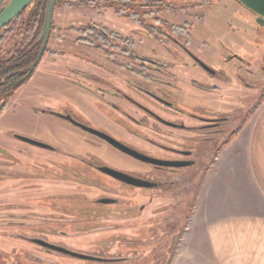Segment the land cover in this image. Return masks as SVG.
Instances as JSON below:
<instances>
[{
	"label": "flooded vegetation",
	"instance_id": "flooded-vegetation-1",
	"mask_svg": "<svg viewBox=\"0 0 264 264\" xmlns=\"http://www.w3.org/2000/svg\"><path fill=\"white\" fill-rule=\"evenodd\" d=\"M127 1L132 8L128 9L129 5L125 3L126 7L118 11L110 8L61 7L63 12L85 13V9H91L96 15L106 14L110 21L119 22V30L101 21L88 22L82 28L63 23L57 25L61 19L58 21L56 14H53V28L38 65L45 55H49L46 59H62L60 51L49 48L52 39L55 43L66 40L77 47L75 52H71L73 56L68 55L70 60L65 65L67 75L65 72L61 74L75 97L72 102L67 100V110L60 112L43 107L34 111L56 117L78 132L61 130L65 136L72 137L71 142H66L65 138L49 142L26 138L42 145L36 146L19 139L21 135H12L13 141L39 149V152L31 151L36 156L31 161L25 160L23 153H19L17 158L14 156L16 154L8 152L5 146H17L11 140L2 147L3 154L0 156L3 157L5 169L29 166L36 175L35 185L26 184L23 187H32L39 193L38 202L48 204L53 209L54 216L51 218L39 213L32 219H37V224H46L51 220L54 225L75 226L80 230L65 232L57 229L52 234L56 238L72 240L86 236L88 228L83 225L91 221L125 219L137 223L141 217L139 215L150 213V209L153 212L146 218L154 220V209H158L156 201L183 196L186 199L188 189L192 190V200L196 202L202 180L216 160L220 147L232 136L264 90L261 82L264 80H251V63L224 47L226 39L222 36L223 31H210L217 40L214 43L220 49L221 58H224L217 64L212 63L209 56L213 36L206 34L200 39L201 42L193 40V23L204 20L203 11L210 7L212 0L179 3L171 7L162 0ZM234 1L248 11L237 0ZM56 9L55 6L54 13ZM76 17H79V21L85 20L84 17ZM66 25L68 29L64 30ZM148 40H154L161 47L163 58L138 51L139 43L144 42L145 45ZM84 50L93 52V58L86 56ZM26 82L11 91L7 98L0 95V106L3 105L1 113L15 100L17 91ZM252 90L256 95L251 98L252 103L246 105L245 101L250 99ZM234 94L242 96V104L236 105L231 99ZM88 130L107 136L146 158L172 165L140 161ZM106 147L118 157L106 155ZM13 163L15 167H11ZM110 171L124 176L115 177ZM145 197L147 200L140 202V198ZM123 206L125 209L135 207L136 214L129 216L125 212V217H112L103 210L98 216L83 214L91 207L105 209ZM169 207L172 206L161 208ZM22 218L28 217H19ZM17 224L24 225L26 222L18 221ZM15 235L19 240L40 247L46 254L81 261H105L101 257L77 252L42 238L22 233ZM70 253L92 259L76 258Z\"/></svg>",
	"mask_w": 264,
	"mask_h": 264
},
{
	"label": "rangeland",
	"instance_id": "rangeland-1",
	"mask_svg": "<svg viewBox=\"0 0 264 264\" xmlns=\"http://www.w3.org/2000/svg\"><path fill=\"white\" fill-rule=\"evenodd\" d=\"M72 1L60 0L58 3L55 18L58 21L61 19V23H57V25L63 23L67 25H79L76 27L82 28L88 22L99 23L101 21L112 29L119 30V22H115V20L110 21V18L106 14L103 16L96 15L91 9H85V13L79 11L63 12L61 8L62 4L70 5ZM198 1L200 0H162L163 3L169 4L170 7L171 5H180L179 3L189 4ZM105 2L110 3V0H106ZM105 2L103 1L102 4L105 5ZM156 6L158 5H155V9L157 10ZM222 14L223 17H221ZM74 15L75 17H84L85 20L90 21L85 22L83 19L79 21L77 20L79 17H76L75 20ZM203 16L204 20L202 22L196 21L193 23L194 26L191 29L193 40L201 42L200 39L206 37V34H211L210 31H223L222 36H225L226 39L224 40V47L230 49L232 54L235 53L251 63V80H256V82L264 80V26H259L256 23L257 16L244 10L234 0H212L210 7L204 9ZM171 18L182 19L175 16H171ZM67 25L64 30L68 29ZM211 35L213 36V34ZM88 38H90L89 35ZM215 39L213 36V44L209 48V56L211 62L217 64L224 58H221L220 49L215 46L214 42L217 41ZM9 41L10 39L6 43H2L0 49L9 48L11 44ZM54 41L53 39L49 41V48L60 51L61 54L59 56L62 59H46L49 55H45L38 67L35 68L33 76L17 91L15 100L11 101L7 105L6 110L0 114V154H3L2 147L11 140L18 147L12 145V147L8 148L9 146H5L6 149H9L7 151L11 152L10 154H16L14 156L17 157L19 153L20 155L23 153L24 156L22 157L27 161L36 158L35 154L31 151L39 152V149L13 141L11 139L12 135H21L25 138L48 142L49 140L53 141L55 139L60 140L65 138L66 142L70 143L72 137L65 136L61 133V130L67 129L73 131V133H78L58 118L34 111V109L43 107L53 108V110L60 112L63 109L67 110L69 108L68 102H72L75 97L72 94L69 83L61 74L65 72V75H67L65 65H68L67 63L70 60L68 55L73 56L71 52H75L74 49L77 47L68 43L66 40H57L58 43ZM138 51L159 58L164 57L161 47L154 40H148L145 45L144 42H140ZM83 53L93 58V52L84 50ZM225 53L230 54L229 52ZM261 82L264 84V81ZM255 95L256 92L252 90L250 99L247 98L245 104L252 103L253 100L251 98L255 97ZM231 99L236 105L242 104L241 95L239 97V95L234 94ZM21 148L29 150L30 152L23 151ZM104 153L108 156L118 157L107 147ZM13 166L15 167V163L11 167ZM28 167H15L14 170L12 168L5 169L3 157L0 156V264L197 263V257L193 255L196 250L193 242V230H187L189 221L190 219L192 221L194 220V212L198 207L197 205L195 207V202L192 200V190L188 189L186 199L183 196L184 198L171 197V199L164 198L161 201H156L158 203L155 206L158 209H154L156 212L154 214V220H147L146 218L150 217L151 212H153L150 209V213L145 212L143 215H139L141 217L138 218L137 223L125 219H123L124 221L121 219L107 222L91 221L90 224L83 225L86 229H89H87L88 231L86 230V232H89L88 235L78 239L66 240L61 237L56 238L52 234L57 229H63L65 232H78L80 230H77L75 226L54 225L51 220L46 224H37L36 222L38 220L32 219V217L38 216L39 213L46 216V218H51L54 216V213L51 206L48 204L41 205L38 202L37 195L39 193H36L32 187H23L26 184L35 185L36 175ZM7 171H11V173L8 174ZM140 200V202H145L147 198H140ZM185 200H187L186 205L184 204ZM167 205L172 207L167 209L161 208ZM102 210L112 217H125L127 216L125 214L129 216L136 214L135 207L125 209L124 206L107 207L105 209L91 207L90 209H86L83 214L86 216H98ZM200 214L202 215V210ZM79 215L81 214L79 213ZM20 216H27L28 218L19 219ZM8 217L16 219H8ZM18 221L26 222V224L18 225ZM9 222L12 224H9ZM190 229L192 228L190 227ZM7 233H11L12 235H8ZM17 233H22L26 236L31 235L54 244L68 246L74 251L101 257L105 261H81L57 254H46L40 247L27 241L19 240L15 235ZM198 263H200L199 258Z\"/></svg>",
	"mask_w": 264,
	"mask_h": 264
},
{
	"label": "crops",
	"instance_id": "crops-1",
	"mask_svg": "<svg viewBox=\"0 0 264 264\" xmlns=\"http://www.w3.org/2000/svg\"><path fill=\"white\" fill-rule=\"evenodd\" d=\"M196 205L195 264H264V100L218 153Z\"/></svg>",
	"mask_w": 264,
	"mask_h": 264
},
{
	"label": "trees",
	"instance_id": "trees-1",
	"mask_svg": "<svg viewBox=\"0 0 264 264\" xmlns=\"http://www.w3.org/2000/svg\"><path fill=\"white\" fill-rule=\"evenodd\" d=\"M104 2L106 0H103ZM101 0H73L72 3L62 4V7H90L93 9L110 8L113 10H121L129 5L127 0H110V3L102 4ZM108 1V0H107ZM48 0H34L19 16L11 21L5 28L0 30V45L6 43L10 39L9 48L0 49V95L2 98H7L11 91L17 89L20 85L26 82L32 72L29 71L30 65L36 58L39 48L42 44L41 31L44 24L45 10ZM60 0L56 1V7ZM4 5L0 6V11ZM128 9L132 8L130 5ZM53 28V22L52 27ZM264 100V90L261 91L256 102L251 106L248 114L245 116L241 124L236 128L228 141L223 144L219 152H221L232 139L239 133L240 129L247 123L255 109ZM3 105L0 106V113Z\"/></svg>",
	"mask_w": 264,
	"mask_h": 264
},
{
	"label": "water",
	"instance_id": "water-1",
	"mask_svg": "<svg viewBox=\"0 0 264 264\" xmlns=\"http://www.w3.org/2000/svg\"><path fill=\"white\" fill-rule=\"evenodd\" d=\"M33 1L34 0H0V6L4 5V8L0 11V30L5 28L11 21H13L17 16H19ZM56 1L57 0H48V2H47L46 10H45V17H44V24H43V28L41 31L42 44H41V47L38 51V54H37L34 62L29 67L30 72H33V70L38 65L40 59L42 58V56L45 52L46 46L48 44ZM237 1L245 9H247L248 11H250L251 13H253L254 15L257 16L256 23L259 26H264V0H237ZM88 131H90V132H92V133H94L100 137H103L106 141H108L111 145H113L117 149L135 157L136 159H139L140 161L155 164V165H162V166L172 165L171 163L169 164L167 162H162V161H157V160H152V159L146 158V157H144V156H142V155H140L134 151L127 149L123 145L115 142L114 140L110 139L107 136H104L100 133H96L93 130H88ZM18 138L21 139L22 141L31 143L33 145L42 146V145L37 144V143H35L29 139L22 138V137H18ZM110 172L112 174H114L115 177L124 176V175H121L119 173H115L113 171H110ZM132 183L136 184L135 182H132ZM47 247H49V246H47ZM63 252L65 254H68L67 251L63 250ZM70 254L73 255L74 257L80 258V259H88V260L92 259L91 257L83 256V255L76 254V253H70Z\"/></svg>",
	"mask_w": 264,
	"mask_h": 264
}]
</instances>
